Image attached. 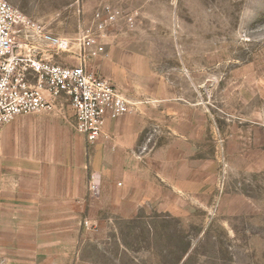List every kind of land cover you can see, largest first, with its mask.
I'll use <instances>...</instances> for the list:
<instances>
[{"label": "rangeland", "instance_id": "1", "mask_svg": "<svg viewBox=\"0 0 264 264\" xmlns=\"http://www.w3.org/2000/svg\"><path fill=\"white\" fill-rule=\"evenodd\" d=\"M7 1L144 129L90 141L64 97L8 123L0 264H264V0Z\"/></svg>", "mask_w": 264, "mask_h": 264}, {"label": "built area", "instance_id": "2", "mask_svg": "<svg viewBox=\"0 0 264 264\" xmlns=\"http://www.w3.org/2000/svg\"><path fill=\"white\" fill-rule=\"evenodd\" d=\"M22 23V14L0 0V132L19 116L46 112L61 97L75 113L72 128L90 141L102 137L108 117L131 111L134 103L126 95L89 72L86 56L75 65L57 60L60 39L48 36V45L21 44Z\"/></svg>", "mask_w": 264, "mask_h": 264}, {"label": "crops", "instance_id": "3", "mask_svg": "<svg viewBox=\"0 0 264 264\" xmlns=\"http://www.w3.org/2000/svg\"><path fill=\"white\" fill-rule=\"evenodd\" d=\"M125 115L127 114H124L122 116H125ZM106 125L109 127L107 130H105ZM143 129H144V125L142 127L141 126L136 127L132 124H124L121 127H117L115 123L113 124L111 122L107 124V121H106L104 124L102 137L106 136L108 137V139H112V136H114L117 139H119L121 142H123L125 144L124 145L125 147L130 148L138 141L139 136L142 133ZM160 178L162 182H167V179H165L164 177H160ZM141 182L142 181H139L138 190H135V191H146V189L144 188V185L143 186L140 185Z\"/></svg>", "mask_w": 264, "mask_h": 264}]
</instances>
